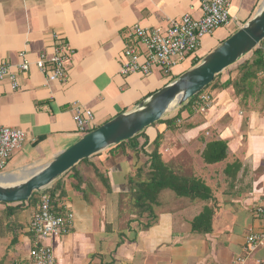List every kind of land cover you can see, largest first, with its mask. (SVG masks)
I'll return each instance as SVG.
<instances>
[{
  "label": "crops",
  "instance_id": "obj_1",
  "mask_svg": "<svg viewBox=\"0 0 264 264\" xmlns=\"http://www.w3.org/2000/svg\"><path fill=\"white\" fill-rule=\"evenodd\" d=\"M263 2L231 0L230 23L203 38L198 50L173 67L171 74L154 68L149 75L123 76L125 47L132 45L144 53L132 37L133 26L166 29L184 15L198 19L199 2L0 0V65L8 64L16 71L22 53L32 63L27 72L17 70V89L8 79L0 82V127L27 135L0 175L21 176L41 168L78 142L83 134L73 119L75 104L92 111L90 131L132 111L199 64L243 27ZM53 34L75 54L66 64L67 79L48 83L35 62L41 54L53 55ZM254 58L251 54L240 63ZM239 64L220 74V85L232 84L226 89L211 88L215 96L209 94L213 105L207 113H196L187 103L175 107L162 120L178 117L177 127L167 129L157 122L136 140L137 149L125 146L109 152L110 147L81 164L79 178L60 177L66 196L52 208L59 215L71 211L74 220L67 234L43 241L53 249L56 264H234L246 257V238L264 233V214L259 213L260 208L264 210V71L250 79L248 87L237 86ZM158 134L163 162L202 180L211 190L209 201L163 190L150 204V212L138 211L129 179H147L146 153ZM215 141L227 145V157L210 165L202 154ZM15 204L12 212L11 205L0 206V264H30V223L37 205L23 210ZM206 207H214L211 231L195 232L192 224ZM258 261L264 262V245L248 257L247 264Z\"/></svg>",
  "mask_w": 264,
  "mask_h": 264
},
{
  "label": "built area",
  "instance_id": "obj_2",
  "mask_svg": "<svg viewBox=\"0 0 264 264\" xmlns=\"http://www.w3.org/2000/svg\"><path fill=\"white\" fill-rule=\"evenodd\" d=\"M200 4L201 17L193 18L184 15L179 22L172 23L168 28L145 29L135 25L131 29L132 37L144 48V53L135 46L128 45L123 51L120 72L123 76L140 73L149 75L154 68H159L165 75L172 72L173 67L181 63L189 54L200 47L203 38L212 35L217 29L230 23L231 0H196ZM54 53L50 58L41 54L35 62L36 68L46 74L48 83L63 82L68 74L66 64L74 57V50L62 40L58 34H53ZM21 62L12 71L8 64L0 65V82L6 79L17 89V70L27 72L32 63L25 53L20 54ZM143 57V58H142ZM49 68V70H47ZM196 113L205 114L213 105L209 95L200 94L191 103ZM73 119L78 131L86 134L93 126L92 111L79 104L74 105ZM27 140L22 130L0 127V172L4 171L12 154L21 149ZM264 214L263 209H259ZM74 214L66 210L59 215L53 211L50 197H41L40 207L31 218L33 245L30 249V264H56L53 249L43 243L44 240L60 237L69 232L73 225ZM246 257H239L234 264H247L248 257L264 245V233H252L246 238ZM261 263L258 261V264ZM264 264V262L262 263Z\"/></svg>",
  "mask_w": 264,
  "mask_h": 264
},
{
  "label": "water",
  "instance_id": "obj_3",
  "mask_svg": "<svg viewBox=\"0 0 264 264\" xmlns=\"http://www.w3.org/2000/svg\"><path fill=\"white\" fill-rule=\"evenodd\" d=\"M264 41V2L237 32L191 70L123 113L89 132L45 166L21 176L0 175V204L27 202L34 193L50 187L83 160L134 138L159 122L173 108L202 93L216 76L233 66Z\"/></svg>",
  "mask_w": 264,
  "mask_h": 264
},
{
  "label": "trees",
  "instance_id": "obj_4",
  "mask_svg": "<svg viewBox=\"0 0 264 264\" xmlns=\"http://www.w3.org/2000/svg\"><path fill=\"white\" fill-rule=\"evenodd\" d=\"M252 54L255 55V58L252 62L247 60L242 63H240L239 60L238 62L240 64L237 62V64H239L238 67L240 71L239 75H241L240 82H238L239 80L236 81L237 86L240 84H246L250 79L256 78L257 73L264 71V41L261 42L260 45L252 51ZM196 65H198V63H196L194 66ZM219 76L220 75L216 76L214 81L208 87H206L205 90L208 88L216 89L217 87L221 89L222 88L226 89L229 86H231L232 83L230 81H228L226 84L220 85L218 81ZM197 96H195L190 101H188L186 106L190 107L191 106L190 104L194 101V99ZM177 120L178 117H174L171 120H160L158 123L166 124L167 129H172L177 127ZM144 132L145 130L139 133L138 135H136L134 138L124 141L114 147H111L108 151L118 152L120 148H124L125 146H132L131 147L132 150L137 149V147L135 146V142L138 138L144 135ZM88 133L89 132L83 134V137ZM161 140L162 137L160 134H158L155 140L151 143L152 147L150 151L146 153L149 158V165H148L149 171L147 173V179H145V181L143 179L139 180L137 176L129 179L128 184H129L131 196L133 198V204H135V207L138 208V211L139 208L143 210H146L147 208V210L150 212L151 210L150 204L156 202L158 195L163 190H170L179 197H185L191 200L200 199L202 201H209L211 197V193H210L211 190L203 183L202 180L198 179L194 175L186 174V172L181 169H174L173 167H169L163 162L162 156L159 152ZM147 143L148 141L145 142L144 146H146ZM227 149H228L227 145L224 142L215 141L208 143L205 151L202 154V158L205 161V163L210 165L220 163L226 159ZM88 161L89 159L83 160L77 166L73 167L70 171L64 174L63 177L76 176L77 178H79L78 177L79 174H77V168L81 164ZM231 167L232 166L229 165L227 166L226 169L230 170ZM142 170L139 173V177L142 174ZM62 178L56 181L52 186V188H46L39 193H34L27 202H22L18 204L16 203L15 205L22 206L23 210L37 205V209L35 211L37 212L40 207L41 197L43 195H48L50 197L51 205L56 206L57 203L62 199H64L66 196L65 190L63 189V186L60 184V180ZM3 205H7V206L11 205V208L9 210L10 212L14 211L13 209L14 207L12 206L13 204H3ZM213 212H214V207L204 208L202 213L195 218L192 224L193 231L200 232L203 234L210 233ZM205 227L207 228L205 229Z\"/></svg>",
  "mask_w": 264,
  "mask_h": 264
},
{
  "label": "rangeland",
  "instance_id": "obj_5",
  "mask_svg": "<svg viewBox=\"0 0 264 264\" xmlns=\"http://www.w3.org/2000/svg\"><path fill=\"white\" fill-rule=\"evenodd\" d=\"M222 32H224V31H222ZM251 54H252V52H250V53L247 54L246 56H249V55H251ZM246 56H244L243 58H245ZM243 58L240 59L239 62H241V60H243ZM239 62H238V63H239ZM236 64H237V63H235L231 68H234ZM248 85H249V84L246 83L245 86L248 87ZM242 87H243V85L240 86V88H242ZM249 88H250V87H249ZM249 88H247L246 93H247V91H248ZM212 91H213V89L209 88V89L204 90L202 93H207L208 95H209V94H212L213 96H215V92L213 93ZM185 172H186V174H189L188 170L185 171ZM0 206H3V207L5 208V206H7V205H2V204H0ZM0 208H2V207H0ZM3 216L6 217V216H7L6 213H5V215H3ZM23 216H25V215H23ZM3 219H4V218H3Z\"/></svg>",
  "mask_w": 264,
  "mask_h": 264
}]
</instances>
